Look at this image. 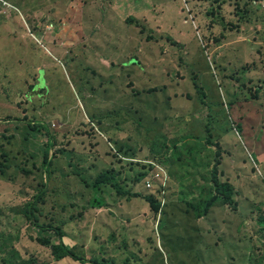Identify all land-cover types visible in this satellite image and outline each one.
Here are the masks:
<instances>
[{
	"label": "rangeland",
	"instance_id": "obj_1",
	"mask_svg": "<svg viewBox=\"0 0 264 264\" xmlns=\"http://www.w3.org/2000/svg\"><path fill=\"white\" fill-rule=\"evenodd\" d=\"M6 1L0 264H264V0Z\"/></svg>",
	"mask_w": 264,
	"mask_h": 264
},
{
	"label": "trees",
	"instance_id": "obj_2",
	"mask_svg": "<svg viewBox=\"0 0 264 264\" xmlns=\"http://www.w3.org/2000/svg\"><path fill=\"white\" fill-rule=\"evenodd\" d=\"M139 25V27L141 28L142 31H144V27L143 25H140L139 23H137V26ZM218 165V164H217ZM216 167L215 166L213 168V173H214V183L216 185V195L210 199L207 203V205L205 206L202 215L205 216L207 215L211 209L214 206V203L216 202L217 198H221L222 202L230 207L233 208V210H236L237 207V203L234 200V191L233 189L228 185V184H223L221 185L218 181H216ZM107 182L106 177L101 176L97 179L96 182V188H98L100 185L104 184ZM113 189L115 190L117 195H124V193L122 192V190L120 188H118L117 186H114ZM40 201V199H39ZM38 202V201H37ZM146 202L149 204V207L151 210H153L154 212H158L159 209V205L158 203H156L152 198H147ZM98 207H101L102 204L99 203L97 204ZM34 210H37L36 205H29L28 207H26V219L30 222L36 223L35 222V215H34ZM52 232H54V234L57 236L58 239H61L63 237V234L60 232H57L54 229H51ZM44 244L45 247H48L50 249V253L52 256V259L54 261V259L59 260V259H63V258H70L72 259L74 262H77L79 264H84V260L81 259L79 256H77L75 253V250H67L61 243H59V245H50L47 242H42Z\"/></svg>",
	"mask_w": 264,
	"mask_h": 264
},
{
	"label": "crops",
	"instance_id": "obj_3",
	"mask_svg": "<svg viewBox=\"0 0 264 264\" xmlns=\"http://www.w3.org/2000/svg\"><path fill=\"white\" fill-rule=\"evenodd\" d=\"M117 1V0H116ZM151 1V3H152V5L154 6V10L153 11H155L156 10V5H158L159 4V6H166L167 4H170V2L172 1V0H150ZM163 2V3H162ZM69 3L70 4H65V3H63V5L60 7V11H63V9H65V8H67V7H70V5H74V6H77L78 7V4H79V0H69ZM80 5V4H79ZM263 7H264V4H263ZM148 11V10H147ZM153 11H148V12H153ZM142 12V10L139 12V14ZM48 14H51V13H49L48 12ZM134 17H136V16H134ZM136 18H138V17H136ZM8 21V20H7ZM137 21H140V20H137ZM136 21V22H137ZM35 22H34V20L32 19V22H31V24L29 25V28L31 27V25H32V27L34 26L35 27ZM1 25H2V23H1ZM28 26V25H27ZM26 27V26H25ZM33 27V28H34ZM20 33H24V35H23V38H26L27 36L29 37V39L30 40H33L34 42H38V39H37V37L36 36H34L33 35V33H32V31L30 30V29H26L25 30V32H19V33H11V34H16V35H18V34H20ZM35 33V32H34ZM10 34V35H11Z\"/></svg>",
	"mask_w": 264,
	"mask_h": 264
},
{
	"label": "clouds",
	"instance_id": "obj_4",
	"mask_svg": "<svg viewBox=\"0 0 264 264\" xmlns=\"http://www.w3.org/2000/svg\"><path fill=\"white\" fill-rule=\"evenodd\" d=\"M4 2L10 6L9 15L7 17L0 15V19L9 20L12 16L19 15V11L17 10V8H15L11 4H9L6 0H0V10L2 8V3H4ZM2 22H4V21H1L0 23H2Z\"/></svg>",
	"mask_w": 264,
	"mask_h": 264
},
{
	"label": "built area",
	"instance_id": "obj_5",
	"mask_svg": "<svg viewBox=\"0 0 264 264\" xmlns=\"http://www.w3.org/2000/svg\"><path fill=\"white\" fill-rule=\"evenodd\" d=\"M10 6L7 3H2V8L0 10V15L7 17L9 15ZM146 186H150L149 183H147Z\"/></svg>",
	"mask_w": 264,
	"mask_h": 264
}]
</instances>
